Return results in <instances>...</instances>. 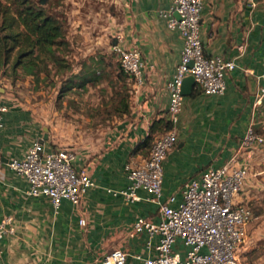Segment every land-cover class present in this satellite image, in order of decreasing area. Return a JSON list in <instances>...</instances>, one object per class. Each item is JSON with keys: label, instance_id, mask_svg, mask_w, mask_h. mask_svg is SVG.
Returning a JSON list of instances; mask_svg holds the SVG:
<instances>
[{"label": "crops", "instance_id": "crops-1", "mask_svg": "<svg viewBox=\"0 0 264 264\" xmlns=\"http://www.w3.org/2000/svg\"><path fill=\"white\" fill-rule=\"evenodd\" d=\"M126 3L120 44L142 51L144 81L136 84L129 78L134 83L131 106L104 145L77 148V166L86 168L95 181L79 206L64 199L56 209L48 197L28 195L27 181L9 168V160L24 156L34 141L44 138L46 128L42 130L35 117L11 104L7 90L0 89L1 102L8 107L0 133V222L10 217L9 227L14 228L0 241V264H101V258L116 248L128 252L126 264H144L156 253L147 245V233L132 237L130 230L141 216L159 222L158 205L146 200L143 190L138 191L145 198L140 201L127 200L118 192L130 184L127 165H140L148 158L150 151L141 145L154 121L169 118L167 83L181 62L183 39L160 16L171 0ZM201 38L207 55H222L235 61L236 67L226 75L223 95H208L195 86L185 97L175 126L178 142L163 163V199L176 195L173 205L181 201L185 181L236 154L250 124L264 136V102L254 105L264 73V0H205ZM45 144L52 146L50 140ZM245 158L246 154L240 159ZM241 163L248 164L250 174L239 200L252 207L258 197L255 191L264 187V146ZM157 242L155 237L154 246Z\"/></svg>", "mask_w": 264, "mask_h": 264}, {"label": "built area", "instance_id": "built-area-1", "mask_svg": "<svg viewBox=\"0 0 264 264\" xmlns=\"http://www.w3.org/2000/svg\"><path fill=\"white\" fill-rule=\"evenodd\" d=\"M204 4L205 0H171L170 7L160 11L168 28L179 31L183 39L181 62L167 83L169 119L173 128L155 138L145 162L127 165L130 184L126 190L118 192L127 200L140 201L145 198L138 191L143 190L148 194L146 200L159 207V222L141 216L130 230L132 237L147 233L148 247L156 249L155 254L144 259V264H242L239 251L246 243L248 225L255 219L252 207L239 200L250 174L248 164L241 162H248L253 151L264 146V136L256 131L254 123L247 128L236 154L229 161L211 166L199 177L185 181L182 199L177 205H173L176 195L167 201L163 199V163L178 142L175 126L185 107L183 85L186 77L193 76L195 86L205 94L223 95L227 89L226 75L236 67L235 61L222 55L206 54L201 38ZM113 50L128 77L142 84L146 67L142 51L120 43L114 45ZM261 79L254 103L256 108L264 102V73ZM7 111V105L0 98V133ZM45 142L34 141L24 156L9 160V168L27 181L28 195L46 196L56 209L64 199L79 206L95 181L86 168L77 166L79 153L76 148L48 147ZM244 154L246 158L241 160ZM11 223L10 217L0 222V241L7 233L14 232V228L9 227ZM155 237L158 242L154 246ZM127 259L128 252L116 248L101 258V264H126Z\"/></svg>", "mask_w": 264, "mask_h": 264}, {"label": "rangeland", "instance_id": "rangeland-1", "mask_svg": "<svg viewBox=\"0 0 264 264\" xmlns=\"http://www.w3.org/2000/svg\"><path fill=\"white\" fill-rule=\"evenodd\" d=\"M39 1L65 21L68 47L58 64L35 76L20 72L10 78V71L0 68V89L7 90L11 104L35 117L42 130L48 128L52 146L98 149L124 119L134 93V83L113 50L124 37L126 0ZM77 75L95 79L80 87L83 77ZM255 192V219L239 251L242 264H264V187Z\"/></svg>", "mask_w": 264, "mask_h": 264}, {"label": "trees", "instance_id": "trees-1", "mask_svg": "<svg viewBox=\"0 0 264 264\" xmlns=\"http://www.w3.org/2000/svg\"><path fill=\"white\" fill-rule=\"evenodd\" d=\"M68 47L65 21L39 0H0V68L16 78L22 72L37 75L58 64L62 50ZM127 75V74H126ZM83 87L95 78L77 75ZM71 87V85H68ZM128 103L125 110H128ZM173 128L167 117L155 120L151 134L142 143L151 149L155 138Z\"/></svg>", "mask_w": 264, "mask_h": 264}, {"label": "water", "instance_id": "water-1", "mask_svg": "<svg viewBox=\"0 0 264 264\" xmlns=\"http://www.w3.org/2000/svg\"><path fill=\"white\" fill-rule=\"evenodd\" d=\"M176 15L178 16V18L180 19V16L178 13H176ZM117 44V42H115V45ZM193 65V62L191 63ZM195 87V78L193 76H188L186 77L185 81H184V85H183V94L185 96L190 95ZM49 139L48 136V128H46V134L44 136V138L42 139L43 142L47 141ZM63 147V146H62Z\"/></svg>", "mask_w": 264, "mask_h": 264}]
</instances>
